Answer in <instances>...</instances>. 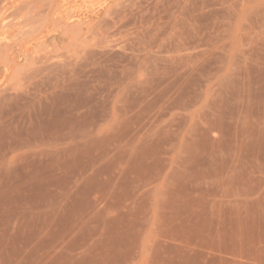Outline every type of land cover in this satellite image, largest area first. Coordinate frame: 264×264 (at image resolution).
<instances>
[{
    "label": "rangeland",
    "instance_id": "1",
    "mask_svg": "<svg viewBox=\"0 0 264 264\" xmlns=\"http://www.w3.org/2000/svg\"><path fill=\"white\" fill-rule=\"evenodd\" d=\"M197 250L264 264V0H0V264Z\"/></svg>",
    "mask_w": 264,
    "mask_h": 264
},
{
    "label": "crops",
    "instance_id": "2",
    "mask_svg": "<svg viewBox=\"0 0 264 264\" xmlns=\"http://www.w3.org/2000/svg\"><path fill=\"white\" fill-rule=\"evenodd\" d=\"M150 228H151V224H150ZM162 229H163V225L160 224V230L162 231ZM152 254L153 253L150 251L143 252V256L141 257L144 259L152 258ZM187 255H190L192 258H202L204 260H208V261H204L202 264H231L230 258L243 257L242 255H237V256L231 255L226 251H203V250L192 251L190 252V254L188 253ZM163 258H166V255H164ZM146 263L147 262L145 261L144 263H138V264H146ZM160 264H165V263L161 262Z\"/></svg>",
    "mask_w": 264,
    "mask_h": 264
}]
</instances>
